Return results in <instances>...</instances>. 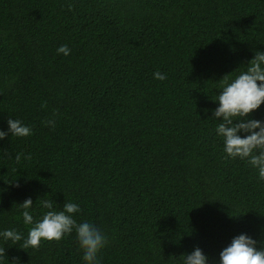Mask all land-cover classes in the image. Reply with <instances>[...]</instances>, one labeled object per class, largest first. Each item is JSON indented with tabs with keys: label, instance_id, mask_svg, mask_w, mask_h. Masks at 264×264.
Returning <instances> with one entry per match:
<instances>
[{
	"label": "trees",
	"instance_id": "1",
	"mask_svg": "<svg viewBox=\"0 0 264 264\" xmlns=\"http://www.w3.org/2000/svg\"><path fill=\"white\" fill-rule=\"evenodd\" d=\"M256 51L264 0H0V131L32 129L0 140V232L26 238L19 204L38 221L44 198L106 236L99 264H183L196 247L219 264L241 234L264 248V181L225 159L213 118ZM22 243L0 237V264H85L75 230Z\"/></svg>",
	"mask_w": 264,
	"mask_h": 264
},
{
	"label": "clouds",
	"instance_id": "2",
	"mask_svg": "<svg viewBox=\"0 0 264 264\" xmlns=\"http://www.w3.org/2000/svg\"><path fill=\"white\" fill-rule=\"evenodd\" d=\"M68 7L72 10V5ZM70 52L67 45H61L57 49L58 54L65 56L70 55ZM153 76L160 81L167 78L159 71ZM221 80L222 90L214 100L218 101L219 107L213 111V118L222 121L218 124L216 133L223 138L225 159L246 160L258 171V179L264 181V122L248 119L249 114L264 104V52L256 51L254 58L247 64L246 71L241 72L231 82L228 75ZM41 107L46 108V103ZM43 123L46 127L55 128L54 120H46ZM7 124L8 131H0V140L9 133L15 137H28L32 134V129L18 119L9 118ZM240 132L247 135L241 138L238 135ZM22 156L23 153L16 155L17 163ZM25 158L30 160L31 155L28 154ZM38 200L42 208L48 209L38 221H34L29 211L33 206L31 198L19 204L24 224L31 226L26 238L14 229L0 232V237H3L4 241H12L13 244L23 240L22 249L30 247L38 249L42 240L59 241L75 230L85 264H99L97 256L105 247L107 238L92 223L87 221L77 223L73 216L80 212L79 205L66 202L62 210L56 211L52 201L44 198ZM256 244L257 242L246 234L236 236L231 244L220 252L219 264H264V248L257 250ZM4 256L5 248H0V257ZM181 259L183 264H207L208 257L196 247L191 254H182Z\"/></svg>",
	"mask_w": 264,
	"mask_h": 264
}]
</instances>
